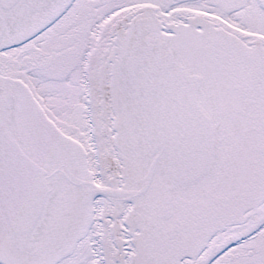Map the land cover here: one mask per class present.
I'll return each instance as SVG.
<instances>
[{
	"label": "snow or ice",
	"instance_id": "obj_1",
	"mask_svg": "<svg viewBox=\"0 0 264 264\" xmlns=\"http://www.w3.org/2000/svg\"><path fill=\"white\" fill-rule=\"evenodd\" d=\"M0 264H264V0H0Z\"/></svg>",
	"mask_w": 264,
	"mask_h": 264
}]
</instances>
